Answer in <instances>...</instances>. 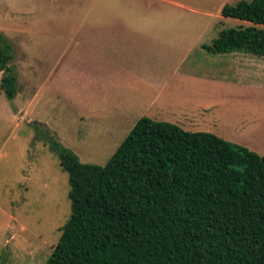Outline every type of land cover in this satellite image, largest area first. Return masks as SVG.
I'll use <instances>...</instances> for the list:
<instances>
[{"label":"trees","instance_id":"1","mask_svg":"<svg viewBox=\"0 0 264 264\" xmlns=\"http://www.w3.org/2000/svg\"><path fill=\"white\" fill-rule=\"evenodd\" d=\"M250 22L205 48L264 56V0L226 3ZM0 31V88L16 97ZM45 131V130H44ZM69 175L71 215L45 264H264V153L211 132L143 116L105 165L45 134Z\"/></svg>","mask_w":264,"mask_h":264},{"label":"rangeland","instance_id":"2","mask_svg":"<svg viewBox=\"0 0 264 264\" xmlns=\"http://www.w3.org/2000/svg\"><path fill=\"white\" fill-rule=\"evenodd\" d=\"M122 2L125 0H0V31L12 45L19 86L13 99L0 88V264H45L71 215L69 175L44 135H53L83 162L105 165L133 127L135 118L130 116L118 120L110 112L77 114L49 87L56 57L83 17L156 19L158 23L151 26L164 39L159 38V48L158 39H148L153 46L144 52V62L159 61L167 67L173 54L195 39L197 28L209 23L219 34L224 28L250 24L224 17L217 0H126L123 8ZM93 3L94 10L89 7ZM162 27L170 29L163 32ZM212 36L211 31L202 33L194 48L195 57L207 67L219 66L215 57H226L205 48ZM23 55L24 61L18 64ZM1 76L0 71V83ZM222 91L223 108L233 124L241 119L246 124L250 109L254 115L264 114V101L260 100H264V90L224 85ZM34 94L39 97L29 103ZM251 149L263 154L264 144Z\"/></svg>","mask_w":264,"mask_h":264},{"label":"crops","instance_id":"3","mask_svg":"<svg viewBox=\"0 0 264 264\" xmlns=\"http://www.w3.org/2000/svg\"><path fill=\"white\" fill-rule=\"evenodd\" d=\"M217 1L222 9L232 0ZM126 3L125 0L119 4L123 8ZM95 6L93 3L89 7L94 10ZM155 20L136 15H86L56 57L49 87L77 114L110 112L118 120H128L130 116L135 118L133 127L138 119L148 116L192 132H211L250 149L263 145L264 114L254 115V109H250L246 124L244 119L233 124L231 115L223 108L222 88L243 86L250 91H263L264 56L243 51L219 53L226 56L224 60L214 58L221 62L219 66H205L195 57L194 48L199 46L202 33L211 31V40L218 35L208 23L197 28L192 42L173 54L169 67L159 61L146 63L144 52L153 46L148 39H158L157 47L160 45L159 29L151 26L158 23ZM168 22L166 19L165 24ZM169 29L162 27L163 32ZM222 62L227 65L223 67ZM36 95L29 103L39 97Z\"/></svg>","mask_w":264,"mask_h":264}]
</instances>
